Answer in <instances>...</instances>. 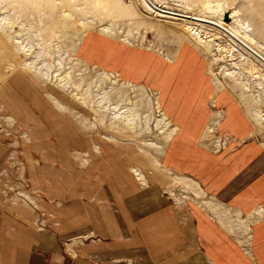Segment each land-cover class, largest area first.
Segmentation results:
<instances>
[{
	"label": "crops",
	"instance_id": "0c3cea01",
	"mask_svg": "<svg viewBox=\"0 0 264 264\" xmlns=\"http://www.w3.org/2000/svg\"><path fill=\"white\" fill-rule=\"evenodd\" d=\"M174 52L168 60L169 55L100 30L85 32L76 47L77 57L90 67L157 92L163 112L175 126L159 159L161 170L193 178L206 196L243 215L264 207V145L251 120L233 93L215 89L194 45L183 43ZM25 108L31 116L16 108L15 117L32 135L30 148L41 160L59 167L53 176L42 168L39 177L29 170L31 184L46 192L32 195L45 221L0 192V264H264V213L250 222L245 252L208 212L161 195L156 185L161 182H154L159 180L153 175L146 176L147 186L140 185L127 161L116 159L113 164L109 155L106 163H100L103 158L94 161L88 172H64L63 162L77 164L65 157L75 145L72 133L61 135L59 127L53 132L55 125L47 129ZM48 110L55 118V111ZM214 114V137L224 145L201 143ZM53 133L56 141H51ZM88 145L85 141L83 146L91 150ZM5 150L0 145V157ZM36 218L43 227L36 228Z\"/></svg>",
	"mask_w": 264,
	"mask_h": 264
},
{
	"label": "rangeland",
	"instance_id": "374dc122",
	"mask_svg": "<svg viewBox=\"0 0 264 264\" xmlns=\"http://www.w3.org/2000/svg\"><path fill=\"white\" fill-rule=\"evenodd\" d=\"M147 1L145 6L140 0H106L104 4L96 0H0V18L6 23L0 26V145L7 147L0 157V192L8 197L7 201L24 204L45 221V214L33 198L45 189L31 184L29 170L39 177L42 168L53 176L59 165L41 160L36 150L30 148L32 135L15 117V114L19 116L16 108L29 114L19 105L22 103L27 106L26 111L40 117L47 129L55 125L53 132L59 127L64 131L61 135L72 133L71 144L75 145L65 157L76 160L77 164L63 162L64 172L69 169L88 172L94 161L99 163L103 158L100 163H106L110 156L113 164L116 159L127 161L132 174V167L141 173V182L133 174L140 185L147 186V177L153 175L159 180L154 182H161V186L156 184L161 195L176 204L184 201L196 204L213 216L247 252L250 222L262 217L264 207L243 215L206 196L193 178L173 175L164 167L161 170L159 159L175 134V126L163 112L157 92L90 67L77 57L76 47L89 30H100L149 51L169 55L168 60L179 45H194L206 63L212 85L217 91L228 90L235 95L253 124L256 138L264 145V65L261 64L264 61L254 56L242 41L235 40L229 49L230 35L226 31L232 14L254 38V48L247 46L264 57V0ZM207 2L212 5V12L204 6ZM217 6L222 9L221 19ZM21 49L25 52L21 53ZM253 65L256 70L249 71ZM48 108L55 111V118L48 114ZM124 111L129 113L127 119L121 115ZM115 113L123 117L121 123L113 120ZM30 116L27 119L34 120ZM23 121L28 125L29 121ZM216 122L214 114L202 133V144L210 140L215 145H224V140L214 137ZM51 141H56L54 133ZM85 141L91 150L84 148ZM103 142L108 145L103 146ZM15 163L18 168L13 166ZM64 177L71 181L70 176ZM180 188L185 192L177 194ZM34 223L36 228L37 224L44 226L39 218Z\"/></svg>",
	"mask_w": 264,
	"mask_h": 264
},
{
	"label": "bare ground",
	"instance_id": "6f19581e",
	"mask_svg": "<svg viewBox=\"0 0 264 264\" xmlns=\"http://www.w3.org/2000/svg\"><path fill=\"white\" fill-rule=\"evenodd\" d=\"M97 1V3H99V4H104L105 2H106V0H96ZM147 1V0H146ZM146 1L145 0H140V2H142L143 3V5L145 4V6L147 5L146 4ZM148 2V1H147ZM153 2V1H152ZM149 3V2H148ZM205 7H206V9L207 10H209V11H213V8H212V5L209 3V2H207L205 5H204ZM149 7V6H148ZM204 7V8H205ZM218 8H216L217 9V11H218V15H219V18L221 19V17H223V14L221 13L222 12V9L220 8V6H217ZM150 10H152V9H150ZM203 10V9H202ZM153 11V10H152ZM154 12V11H153ZM218 18V19H219ZM230 18H231V21L229 22V23H227V26H226V31H228V34L230 35V44H229V49H231V47H232V45H233V42L235 41V40H239L248 50H249V47L248 46H250V47H253L254 48V45L252 44V43H254V38L250 35V33L248 32V30H246L245 29V27H244V24L239 20H234L233 18H234V15H232L231 14V16H230ZM2 19L3 18H0V26L3 24V23H5V22H3L2 23ZM219 21V20H218ZM6 24V23H5ZM189 29L191 30V29H193V28H190L189 27ZM197 30V29H196ZM199 33V32H198ZM197 33V34H198ZM228 38V39H229ZM236 43V42H235ZM248 45V46H247ZM220 47H221V45H220ZM240 47L242 48V50L243 49H245L243 46H241L240 45ZM224 49H226L225 51L226 52H229L230 50L228 49V48H224ZM251 49V48H250ZM250 51V50H249ZM21 53H23V52H25V50L24 49H21V51H20ZM251 52V51H250ZM245 53V52H244ZM248 54V53H247ZM253 54V53H252ZM249 55V54H248ZM254 56L256 55V56H258L259 58H261L263 61H264V57L262 56V55H260L259 53L258 54H253ZM257 58V57H256ZM261 59H259L260 60V63L262 62L261 61ZM257 60V59H256ZM258 61V60H257ZM262 65H264L263 63H261ZM257 68V67H256ZM249 71H252V70H256L255 69V67H254V65H253V67L252 66H250V68L248 69ZM249 71H248V73H249ZM253 73V72H252ZM254 74V73H253ZM105 76H107L106 74H104ZM256 75V74H255ZM262 77V76H261ZM104 79V78H103ZM102 79V80H103ZM137 89H138V87H136ZM136 88H135V90H136ZM136 92V91H135ZM105 96V95H104ZM106 99L107 100H109L110 101V99H108L109 97L106 95ZM106 100V101H107ZM99 101V100H98ZM106 104V103H105ZM115 104H118V103H115ZM57 105H59V104H57ZM104 105V104H103ZM100 106H102V105H100ZM112 106H113V103H112ZM114 107V106H113ZM112 107V108H113ZM102 109V108H101ZM115 109V108H114ZM122 108H120L119 110H121ZM110 110V109H109ZM124 110V109H123ZM122 111V110H121ZM120 111V112H121ZM103 112V111H102ZM105 112H106V109H105ZM114 112V111H113ZM118 112V111H117ZM125 112V111H124ZM123 112V113H124ZM114 114V113H113ZM121 115H123V117L125 118V119H127V116L129 115V113L127 114V112H125L124 114H122L121 113ZM121 115H120V117H118V114L117 113H115V116H114V118H113V120H115V122L117 121V122H120V121H122L121 119L123 118V117H121ZM129 120V119H128ZM125 121H127V120H125ZM121 123V122H120ZM192 123H193V120H192ZM126 123L124 122V124H122V125H125ZM128 124H129V121H128ZM127 124V125H128ZM129 126V125H128ZM192 126V125H191ZM194 127V126H193ZM173 130V129H172ZM190 130H191V127H190ZM190 130H189V132H190ZM186 132H187V130H186ZM188 132V133H189ZM138 169L137 170H135L133 167H132V172H133V174L136 176V178L141 182V181H143L142 180V175H140L138 172ZM186 181V183H190L189 181H187V180H185ZM143 183V182H142ZM178 192H176L177 194H182V193H184L185 192V189H183V188H180V189H178L177 190ZM197 192V191H196Z\"/></svg>",
	"mask_w": 264,
	"mask_h": 264
},
{
	"label": "water",
	"instance_id": "95a60500",
	"mask_svg": "<svg viewBox=\"0 0 264 264\" xmlns=\"http://www.w3.org/2000/svg\"><path fill=\"white\" fill-rule=\"evenodd\" d=\"M249 50H250L251 53H253V54H258V53L255 52V50H254L253 48L250 49V47H249Z\"/></svg>",
	"mask_w": 264,
	"mask_h": 264
}]
</instances>
